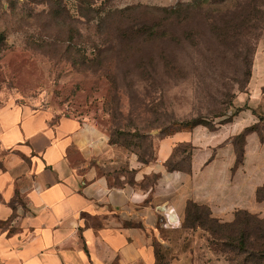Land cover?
Returning a JSON list of instances; mask_svg holds the SVG:
<instances>
[{
  "label": "crops",
  "instance_id": "1",
  "mask_svg": "<svg viewBox=\"0 0 264 264\" xmlns=\"http://www.w3.org/2000/svg\"><path fill=\"white\" fill-rule=\"evenodd\" d=\"M251 101L264 87L258 62ZM255 93V94H254ZM242 109L214 127L162 135L143 163L98 126L26 104L0 107V264H201L190 202L231 222L264 215V128ZM181 144L185 168L170 170Z\"/></svg>",
  "mask_w": 264,
  "mask_h": 264
},
{
  "label": "rangeland",
  "instance_id": "2",
  "mask_svg": "<svg viewBox=\"0 0 264 264\" xmlns=\"http://www.w3.org/2000/svg\"><path fill=\"white\" fill-rule=\"evenodd\" d=\"M194 1L0 0V107L26 104L85 120L144 160L160 136L195 121L214 127L238 109L254 112L261 130L264 87L251 101L250 85L264 63V0L186 7ZM178 4L183 18L173 16L168 35L154 37L159 10ZM231 17L247 22L228 39L221 29ZM253 221L255 235L262 228ZM201 230V264H264L214 250Z\"/></svg>",
  "mask_w": 264,
  "mask_h": 264
},
{
  "label": "trees",
  "instance_id": "3",
  "mask_svg": "<svg viewBox=\"0 0 264 264\" xmlns=\"http://www.w3.org/2000/svg\"><path fill=\"white\" fill-rule=\"evenodd\" d=\"M199 1L200 0H195L193 3L187 4L186 7H189V9H191ZM182 6V4H178L176 7H164L163 9L159 10L160 12L157 15L156 24L150 28L154 37H162L168 35L167 29L171 25L173 16L183 18L182 11L184 10L178 9V7ZM246 22L247 19L236 20V18H234L232 20L231 17L230 19L225 21L221 29L223 30L222 36L230 39L231 36L239 35L240 25L245 24ZM239 111L240 109L232 114V116H230L228 120H231L232 117ZM197 125L210 126L204 121H195L192 125H190V127L178 129L164 135L172 134L180 130H191ZM256 129V125H254L246 128L245 132ZM185 146H189V150L191 149V146L186 144H181L179 147H177L174 156L175 158L176 156L179 158L177 160H174V158L168 160L166 163L168 169L173 170L185 168V166L181 165V162L187 161V158L190 155V152L187 151V148ZM138 158L143 163L149 161L141 159L140 157ZM258 197L259 199L264 198V186L259 188ZM253 220H260L256 227L262 228L259 233H256L255 235L250 232L252 222L255 224ZM185 224L188 227L199 226L201 227V229L207 232L210 237V246L214 250L229 248L230 250L238 254H246V259L252 257L257 259L258 261H264V218L258 219L255 214H251L244 210H239L236 212L235 219L233 221L221 222L211 216L209 208L205 205H199L197 203L190 202L187 206V217Z\"/></svg>",
  "mask_w": 264,
  "mask_h": 264
}]
</instances>
